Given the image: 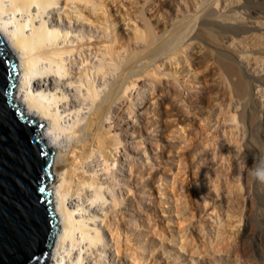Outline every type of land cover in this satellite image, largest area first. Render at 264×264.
I'll return each mask as SVG.
<instances>
[{
  "label": "bare ground",
  "instance_id": "obj_1",
  "mask_svg": "<svg viewBox=\"0 0 264 264\" xmlns=\"http://www.w3.org/2000/svg\"><path fill=\"white\" fill-rule=\"evenodd\" d=\"M178 6L189 15L184 24L159 34L143 21L132 43L122 45L101 0H0V38L18 65L12 103L44 124L38 137L54 155L60 230L48 264H144L146 246L132 236L136 220L127 198L133 176L144 178L146 171L131 157L129 139L134 117L151 105L149 66L187 55L200 42L212 49L224 84L244 107L249 93L235 78L239 63L228 54L229 41L264 33L255 22L264 20V0H180ZM99 39L103 44H91ZM237 114L242 122L243 111L231 122ZM244 149L255 156L249 144Z\"/></svg>",
  "mask_w": 264,
  "mask_h": 264
},
{
  "label": "rangeland",
  "instance_id": "obj_2",
  "mask_svg": "<svg viewBox=\"0 0 264 264\" xmlns=\"http://www.w3.org/2000/svg\"><path fill=\"white\" fill-rule=\"evenodd\" d=\"M101 1L124 45L145 23L161 34L189 16L180 0H154L155 6L150 0ZM229 42L228 54L239 63L235 78L249 93L244 107L224 84L212 49L200 42L187 55H170L146 69L151 105L134 117L129 139L145 176L134 175L129 198L120 197L132 202V236L144 240V264H264V182L255 178L264 173V33L233 35ZM239 111L242 122L238 114L231 122ZM50 174L55 182L52 168ZM51 183L46 191L54 212ZM120 207L126 209L124 202Z\"/></svg>",
  "mask_w": 264,
  "mask_h": 264
},
{
  "label": "water",
  "instance_id": "obj_3",
  "mask_svg": "<svg viewBox=\"0 0 264 264\" xmlns=\"http://www.w3.org/2000/svg\"><path fill=\"white\" fill-rule=\"evenodd\" d=\"M18 65L0 38V264H48L58 229L50 191L53 151L44 124L12 103Z\"/></svg>",
  "mask_w": 264,
  "mask_h": 264
},
{
  "label": "clouds",
  "instance_id": "obj_4",
  "mask_svg": "<svg viewBox=\"0 0 264 264\" xmlns=\"http://www.w3.org/2000/svg\"><path fill=\"white\" fill-rule=\"evenodd\" d=\"M255 178L260 180L261 182H264V173L255 174Z\"/></svg>",
  "mask_w": 264,
  "mask_h": 264
}]
</instances>
